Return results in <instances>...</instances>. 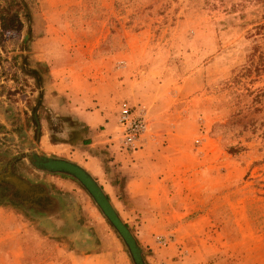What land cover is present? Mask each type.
Here are the masks:
<instances>
[{"label":"rangeland","instance_id":"374dc122","mask_svg":"<svg viewBox=\"0 0 264 264\" xmlns=\"http://www.w3.org/2000/svg\"><path fill=\"white\" fill-rule=\"evenodd\" d=\"M67 1L27 0L30 21L18 16L9 28L0 9V160L19 181L47 189L38 202L27 199L38 211L18 224L24 257H7L1 241L0 264H133L135 246L145 264H264V0ZM86 27L93 31L78 35ZM45 37L119 51L124 75L137 79L123 99L146 112L142 149L158 162L148 179L160 192L143 195V209L123 219L105 208L108 222L80 184L36 173L29 158L40 118L51 122L37 83L45 68L31 63V44ZM167 145L174 154L164 172L158 153ZM2 184L0 205L22 209L25 191L16 188L12 202ZM97 254L110 262L97 263Z\"/></svg>","mask_w":264,"mask_h":264},{"label":"crops","instance_id":"0c3cea01","mask_svg":"<svg viewBox=\"0 0 264 264\" xmlns=\"http://www.w3.org/2000/svg\"><path fill=\"white\" fill-rule=\"evenodd\" d=\"M82 1L68 0L67 2L73 5ZM87 15L91 16L88 13ZM76 31L79 35V32L86 34L93 29L86 27ZM59 33L62 32H55V35L59 36ZM48 41L45 37L31 44V49H33L31 63L39 68H45L44 75L40 76L37 83L41 105L44 113L50 116L51 122L40 118L39 130L42 129V135L38 138L36 154H32L29 158L31 160L33 158V164L45 162L43 160L46 159L49 165L56 161L80 168L97 186L90 188L91 193L88 195L96 208L99 210L97 204H100L103 209H108L104 198L107 197L110 207L123 219V211L127 212L133 208L143 209V195H157L160 192L159 184H155L158 182L148 179L151 172L156 169L158 176V162H154L155 156L152 151L144 147L142 150L127 154V152L118 151L116 148L118 145L114 142L121 107L128 103L123 97L128 85H133L137 79L131 80L124 75L125 70L120 65L123 53L119 51L112 53L111 48L105 50L103 44L86 42L81 39H77L75 43L50 44ZM170 147L171 145H167L164 153H158L164 172L167 158L172 159L174 154L173 149L170 157L169 154L166 155ZM184 156L182 152L181 157ZM106 165L120 172V178L107 173ZM0 167V185L5 183L11 186L7 192L10 201H15L16 188L25 191L20 192V198H18L22 201V209L0 205V228L7 229L6 238H0V242L8 243L7 257L11 255L14 261L15 259L18 261L24 257L23 242L17 237L20 233L18 224L23 218H28V214L38 211L35 204H27V199L30 198L33 203L38 202L41 194L43 196L47 193V189L39 179L23 177L24 180L16 182L15 174L11 172V162L8 160L1 159ZM54 167L59 169L60 166ZM38 171L40 169L37 168L36 173ZM55 171L56 173L53 174L41 171L40 173L56 178L61 181L60 183L72 181L79 184L77 171L74 172L73 177L62 170ZM69 175L71 178H68ZM118 180L120 183L117 182ZM120 195L126 198L120 200ZM32 197L36 199H31ZM128 199L133 206L128 207ZM153 204L155 207V202ZM50 219H55V217H50ZM124 220L127 222L125 218ZM189 225L180 224L179 230H184ZM93 259L96 262H110V259L103 254H97ZM45 264H56V262L50 261Z\"/></svg>","mask_w":264,"mask_h":264},{"label":"trees","instance_id":"16d2710c","mask_svg":"<svg viewBox=\"0 0 264 264\" xmlns=\"http://www.w3.org/2000/svg\"><path fill=\"white\" fill-rule=\"evenodd\" d=\"M2 9V11H5L6 16L3 19L2 18V26L3 27H8L11 23H14V21H18V16L23 17L24 19H26L27 22L30 21V5L27 2V0H10L9 2H7V7L0 8ZM60 163V164H59ZM59 165L60 167H58L59 169H55L57 166ZM45 168H48L52 171L58 170V171H63L66 172L68 174H71L72 177L74 176V172L77 171L79 173V177H77V180L79 182V184L81 185L82 189L84 191H86L88 193V195L91 193V189L93 186L97 187L95 182L90 178V176L88 174H86L83 170H81L80 168H77L74 165H69L67 163L64 162H52L49 164H44ZM71 175H69L68 178H71ZM105 201L107 203V207L109 209H111L113 212L114 210L110 207V205L108 204V198L104 197ZM123 225V224H122ZM123 227H127L126 225H123ZM132 252L133 254L131 255L132 258V263L133 264H145L144 259L142 257L139 256L140 254V249L135 246L134 248H132ZM136 252V253H135Z\"/></svg>","mask_w":264,"mask_h":264},{"label":"built area","instance_id":"2783aa9c","mask_svg":"<svg viewBox=\"0 0 264 264\" xmlns=\"http://www.w3.org/2000/svg\"><path fill=\"white\" fill-rule=\"evenodd\" d=\"M148 132L146 112L142 107L123 105L118 116L115 142L121 150L135 152L142 149Z\"/></svg>","mask_w":264,"mask_h":264},{"label":"water","instance_id":"95a60500","mask_svg":"<svg viewBox=\"0 0 264 264\" xmlns=\"http://www.w3.org/2000/svg\"><path fill=\"white\" fill-rule=\"evenodd\" d=\"M43 161H45V162H41V166L39 165H37V163L36 164H34V166L36 167V168H38V169H40V171L43 173V172H48V173H50V174H53V173H56V171H52V170H50V169H48V168H45L44 167V164H47V161H46V159L45 160H43ZM62 174H64V175H68V174H66V173H62ZM15 179H16V182H18L19 180H18V178H16L15 177Z\"/></svg>","mask_w":264,"mask_h":264},{"label":"flooded vegetation","instance_id":"af4514ba","mask_svg":"<svg viewBox=\"0 0 264 264\" xmlns=\"http://www.w3.org/2000/svg\"><path fill=\"white\" fill-rule=\"evenodd\" d=\"M36 164V163H35ZM38 166L42 165L41 163H38L37 164ZM98 208H99V211L102 213V215L108 220V222L110 221V218H111V215L109 213L108 210L104 211V209L102 208V206H100V204H97Z\"/></svg>","mask_w":264,"mask_h":264}]
</instances>
